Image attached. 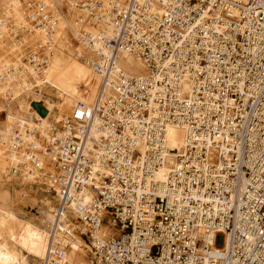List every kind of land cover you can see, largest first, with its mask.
I'll use <instances>...</instances> for the list:
<instances>
[{
  "label": "built area",
  "instance_id": "1",
  "mask_svg": "<svg viewBox=\"0 0 264 264\" xmlns=\"http://www.w3.org/2000/svg\"><path fill=\"white\" fill-rule=\"evenodd\" d=\"M80 9L105 17L99 1ZM109 15L100 57L114 87L77 106L55 143L61 207L73 204L89 235L105 221L118 232L93 247L99 264H264V0H124ZM28 21L52 41L42 6ZM119 51L146 73L119 70ZM171 124L185 145L159 181ZM91 129L101 137L88 157Z\"/></svg>",
  "mask_w": 264,
  "mask_h": 264
},
{
  "label": "bare ground",
  "instance_id": "2",
  "mask_svg": "<svg viewBox=\"0 0 264 264\" xmlns=\"http://www.w3.org/2000/svg\"><path fill=\"white\" fill-rule=\"evenodd\" d=\"M94 1L102 4L105 17L87 22L80 7ZM123 1L0 0V264H51L53 260L56 264H99L93 247L118 235L113 227L103 225L89 235L73 204L61 207L55 143L68 134L67 121L77 106L89 108L112 95L115 78L100 57L109 54L100 36L112 38L114 27L109 13ZM37 5L53 20L49 43L44 27L28 21ZM29 27L31 32L26 34ZM85 34L93 39L91 49L85 47ZM28 46L31 57L25 54ZM41 56L45 66L39 72L36 63ZM116 62L129 77L146 73L139 58L125 51L118 52ZM189 90L190 84L184 83L183 91ZM32 103L41 104L47 114L41 117ZM100 137L91 129L83 147L85 155L93 156V145L100 144ZM184 138L182 129L167 125L165 141L170 153L155 173L156 180H165L185 145ZM15 179H21V186L49 185L56 197L46 195L33 218L18 217L9 191Z\"/></svg>",
  "mask_w": 264,
  "mask_h": 264
},
{
  "label": "rangeland",
  "instance_id": "3",
  "mask_svg": "<svg viewBox=\"0 0 264 264\" xmlns=\"http://www.w3.org/2000/svg\"><path fill=\"white\" fill-rule=\"evenodd\" d=\"M75 41L76 40H73L74 43H76ZM27 50L30 52L31 48L28 46ZM125 68L128 67L125 66ZM21 185H22L21 179H15L9 184V191L11 192L13 198V208L16 214L18 215V217L24 219H31V217L33 216L32 214H34L37 211H40V202L42 199H44L46 195L47 198L50 199L56 197V193L51 192L50 190L51 187H49V185L44 186L38 183L34 185H25V186H21ZM103 226L104 227L107 226L106 221L104 222ZM91 256L92 255L89 254L88 259H91Z\"/></svg>",
  "mask_w": 264,
  "mask_h": 264
},
{
  "label": "water",
  "instance_id": "4",
  "mask_svg": "<svg viewBox=\"0 0 264 264\" xmlns=\"http://www.w3.org/2000/svg\"><path fill=\"white\" fill-rule=\"evenodd\" d=\"M31 106L41 117H44L47 114V111L41 107V104L32 103Z\"/></svg>",
  "mask_w": 264,
  "mask_h": 264
}]
</instances>
